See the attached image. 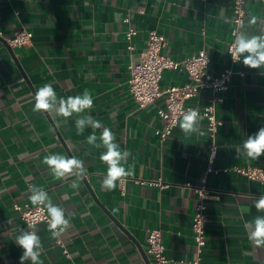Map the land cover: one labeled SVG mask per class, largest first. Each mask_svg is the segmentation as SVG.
Returning a JSON list of instances; mask_svg holds the SVG:
<instances>
[{"label": "crops", "instance_id": "obj_1", "mask_svg": "<svg viewBox=\"0 0 264 264\" xmlns=\"http://www.w3.org/2000/svg\"><path fill=\"white\" fill-rule=\"evenodd\" d=\"M233 1L0 0V264H19L23 249L15 238L28 226L12 203L32 204L30 185L43 188L70 221L59 235L71 258L46 224L35 225L43 264H159L147 251L150 228L162 232L170 259L165 264H189L195 251L192 224L198 200L193 186L201 184L208 164L207 128L200 120L204 135H185L178 124L162 140L158 131L164 119L158 108L163 102L138 106L129 90V64L141 58L149 31L156 29L166 36L164 50L173 58L181 60L205 48L212 58L210 69L221 70L228 62L233 25L221 16L233 19ZM246 7V28L259 32L264 24L249 27L247 20L250 15L264 20V0H248ZM130 26L137 29L133 50L126 38ZM20 28L33 33L32 41L11 47L7 38ZM235 68L244 75H234L217 112L223 124L214 165L220 171L208 175L212 197L207 201L203 264H264V247H256L244 228L264 215L254 206L264 194V183L233 169L264 167V155L236 159L234 150L264 127V68L251 69L242 62ZM190 79L183 68L166 70L162 86ZM44 84H52L58 98L91 93L93 107L80 115L100 120L112 130L120 149L132 153L128 165L135 174L128 177L124 191L120 181L115 190L101 188L107 166L99 156L106 149L86 143L91 127L78 135L75 114L65 120L33 111L34 93ZM208 97L204 91L193 103ZM95 131L99 138L102 129ZM57 153L84 162L87 175L77 181V188L72 187L75 176L58 179L43 163ZM159 179L168 186L150 182ZM241 208L250 211L241 214Z\"/></svg>", "mask_w": 264, "mask_h": 264}, {"label": "built area", "instance_id": "obj_2", "mask_svg": "<svg viewBox=\"0 0 264 264\" xmlns=\"http://www.w3.org/2000/svg\"><path fill=\"white\" fill-rule=\"evenodd\" d=\"M247 1H233V25L230 30L231 38L227 44V49L235 39L233 32L238 27L236 21H244L246 27ZM140 12L143 13L144 10H140ZM204 32L203 30L202 33L204 34ZM136 34L137 29L134 27L130 26L126 30L129 50L135 48L133 40ZM32 37L33 33L31 31L20 28L15 30L11 37L7 38V42L11 47H23L32 41ZM165 46L166 36L156 29H151L143 55L139 60L129 64L128 85L132 97L141 108L162 100L163 103L158 108V114L164 119V127L158 131L162 140H166L171 136L182 119L183 114L189 108L198 109L202 117L200 120H204L205 122L209 137L207 147L210 153L207 167L201 176V184L193 186L198 198L194 208L192 224L195 251L192 258L187 261L189 264H203V254L207 243L206 226L209 221L207 201L212 197V188L208 181V175L211 172L220 171L214 165L220 147L218 134L223 124V121L217 114L218 107L226 101V94L233 82L234 75L236 73L244 75V72L236 70L235 65L238 62L232 60L228 51V62L226 65L221 70L213 72L210 69L212 58L205 48L179 60L167 53L164 50ZM182 68L189 73L191 77L190 81L183 84H171L167 87L162 86V80L166 70ZM204 91L209 92V97L204 102L193 103V100L199 99ZM233 169L248 178L264 183L263 166H234ZM227 170L228 168L224 169V171ZM127 180L128 178H125L123 181H120L122 191L125 189V182ZM150 182L152 184H158L161 187L168 186L162 179L152 180ZM188 185L191 184L188 183ZM12 207L20 214L21 219L27 226L29 224L36 225L44 223L49 229L50 218L46 208L43 206H34L30 203L21 204L19 201H14ZM54 237L55 242L61 247L64 255L67 258H71V253L65 241L61 239L59 234ZM147 251L159 264H165L170 261L165 253V246L160 229L150 228L148 230Z\"/></svg>", "mask_w": 264, "mask_h": 264}, {"label": "clouds", "instance_id": "obj_3", "mask_svg": "<svg viewBox=\"0 0 264 264\" xmlns=\"http://www.w3.org/2000/svg\"><path fill=\"white\" fill-rule=\"evenodd\" d=\"M223 13V10H222ZM221 18L225 24H231L232 18L222 14ZM238 27L233 32L234 41L228 46V53L234 62L242 64L251 69L264 68V28L259 32H251L245 27L242 20L236 21ZM248 26L264 24V20L258 19L256 15H250L247 20ZM93 98L87 90L83 95L68 96L67 98L57 96L52 84H44L34 93L33 111L44 112L48 114L55 113L57 116L67 120L76 115L75 129L78 135H83L85 129L91 127L92 134L86 137V143L94 148L103 147L106 149L100 154L99 159L107 166L106 174L100 180L101 188L106 190H115L118 181L134 176V167L128 165V158L132 153L128 150H121L120 146L114 142L115 137L112 130L105 127L100 120L92 115H80L93 107ZM202 119L198 109L189 108L183 114L179 127L185 135L198 133L204 135L199 121ZM102 129L99 138L95 130ZM99 139L100 143H97ZM236 159L246 157L248 159H258L264 155V127L249 135L242 145L235 146ZM44 164L52 175L58 179H67L75 176L77 179L72 181V187L77 188L78 180L86 177L87 172L84 162L75 156H66L60 154H51L44 158ZM127 165V167H126ZM29 197L34 206H43L47 210L49 220V230L53 236L58 235L69 227L70 221L65 218V210L53 203L48 193L40 187L30 186ZM254 206L258 212H264V194L260 195L254 201ZM248 208H241V214L249 212ZM248 232V238L256 247H264V215H257L252 220L244 224ZM30 229V230H29ZM16 244L23 249L19 257V264L29 261L30 264H43L40 260L42 244L37 229L34 224H29L28 229H20L15 238Z\"/></svg>", "mask_w": 264, "mask_h": 264}, {"label": "water", "instance_id": "obj_4", "mask_svg": "<svg viewBox=\"0 0 264 264\" xmlns=\"http://www.w3.org/2000/svg\"><path fill=\"white\" fill-rule=\"evenodd\" d=\"M149 264H150V262H149Z\"/></svg>", "mask_w": 264, "mask_h": 264}]
</instances>
